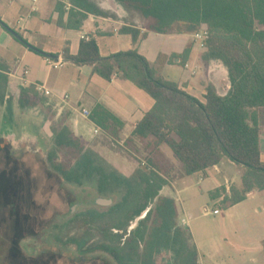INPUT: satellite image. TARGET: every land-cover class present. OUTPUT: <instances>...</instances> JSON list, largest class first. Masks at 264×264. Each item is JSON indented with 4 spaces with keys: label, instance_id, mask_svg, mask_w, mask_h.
I'll return each mask as SVG.
<instances>
[{
    "label": "trees",
    "instance_id": "obj_1",
    "mask_svg": "<svg viewBox=\"0 0 264 264\" xmlns=\"http://www.w3.org/2000/svg\"><path fill=\"white\" fill-rule=\"evenodd\" d=\"M69 1L82 20L88 14L108 17L91 0ZM115 1L142 19L141 28L120 29L134 45L148 33L193 36L207 32L208 38L201 47L202 58L224 65L229 92L220 96L212 84L206 83L200 101L178 83L159 76L138 52L120 54L116 58L123 56L136 62L124 72L150 96L153 106L127 138L122 137L123 122L97 106L89 120L97 127V137L102 142L91 143L75 135L69 113L56 118V111L35 86L21 87L18 96H12L9 76L0 67V105L9 112L8 116L13 104L21 110L40 108L54 138V146L49 150L28 152L21 157L14 156L7 138H0V202L11 205L15 218L13 241L20 244L28 236L29 227L37 230L36 217L31 215L37 208L33 197L37 185L26 162L34 157L43 164L48 177L59 180L60 191L72 207H86L99 198L114 203L107 212L87 207L86 212H76L67 219L59 217L63 228L58 241L76 244L83 259L101 264H154L155 254L162 249L173 252V264H199L190 235L177 225L174 201L160 194L171 185L170 162L162 148L171 153L175 166L179 164L178 178L197 175L224 159L235 164L243 195H238L234 187L229 195L225 187L220 188L217 194L225 195L221 205L226 210L253 190L264 191L262 130L258 121L259 112H264V0ZM192 45L198 44L191 40L181 56L182 66ZM72 60L77 64L101 61L93 41H83L79 54ZM116 62L122 69V64ZM114 153H124L137 163L130 160L125 168L115 166L107 159L108 154ZM117 194H121V199L116 203ZM135 196L137 203L132 200ZM131 202L134 208L125 213L123 222H104L106 214L119 217ZM147 210L145 218L129 231L131 222ZM75 229L78 233L70 238ZM9 253L13 264L27 263L20 250L10 249Z\"/></svg>",
    "mask_w": 264,
    "mask_h": 264
},
{
    "label": "crops",
    "instance_id": "obj_2",
    "mask_svg": "<svg viewBox=\"0 0 264 264\" xmlns=\"http://www.w3.org/2000/svg\"><path fill=\"white\" fill-rule=\"evenodd\" d=\"M91 2L107 13L108 17L81 12L87 15L82 20L77 11L72 8L66 10L64 4L56 0H38L36 11H32L33 0H0V22L8 28L0 25V67L9 76V92L12 96L16 98L21 87L35 86L56 111V118L69 113L75 135L90 142L97 136V127L89 117L81 115L82 110L91 113L97 106L109 110L123 122L122 137L127 138L153 106L150 96L124 72L131 70L136 62L123 56L116 58L121 56L120 54L138 52L159 76L167 80L170 75L172 82L181 85L200 101L203 100V84L206 83L212 84L220 96L227 95L230 83L226 68L219 61H204V51L199 45H192L188 49V68L181 65V56L192 36L148 33L145 39L134 45L131 37L122 34L120 29L122 26L141 28V17L128 12L115 0ZM12 32L19 35L22 41L17 40ZM83 36L88 38V41L82 39ZM83 41H93L96 44L101 61L77 64L72 60L79 54ZM33 49L58 57L65 65L54 69L47 63L46 57ZM116 61L122 64V69ZM180 70H184L187 75L180 77ZM40 88L47 90L49 95H45ZM39 113L41 134H48L52 148L53 135L48 131L40 108ZM258 121L264 126V112H259ZM33 149L35 151V148ZM162 149L168 162L174 163L168 149ZM222 162L194 176L199 178V182L205 181V178L214 179L221 173ZM122 167L125 168L123 165ZM125 172L127 173L126 170ZM225 182L224 187L228 191L229 181ZM245 227L251 237V245L254 246L253 254H264V229L252 224Z\"/></svg>",
    "mask_w": 264,
    "mask_h": 264
},
{
    "label": "rangeland",
    "instance_id": "obj_3",
    "mask_svg": "<svg viewBox=\"0 0 264 264\" xmlns=\"http://www.w3.org/2000/svg\"><path fill=\"white\" fill-rule=\"evenodd\" d=\"M179 72L180 77L187 75L184 70ZM170 79L169 75L167 81L172 82ZM35 109L25 111L13 104L12 114L9 117V112L0 105V138L5 137L11 142L13 154L16 157L33 152L35 147L41 149V153L43 150L45 152V147L48 150L50 148L51 140L48 134L45 132L41 134V113H39V108ZM259 125L262 129L261 154L264 163V126ZM90 142L102 141L95 136ZM36 148L35 151L38 152ZM121 154H108L107 158L118 166L129 165L128 161L137 163L126 154ZM26 162L28 170L36 179L37 185L36 192L33 194L37 208L31 214L36 217L37 230L32 233L34 237L31 238L32 240L26 239L20 244L19 242L15 244L13 241L15 218L12 215L11 205L3 201L0 202V264L14 263L10 257V249L13 251L15 249L20 250L22 254L28 257L34 256L38 264H101L96 261L91 262L89 258L85 261L78 260L82 257L79 256L80 252L76 244L65 245L58 241L62 238L61 228H63V223L59 217L65 216L64 218L67 219L75 211L69 213L72 206L67 201L65 194L60 191L59 180L48 177L43 164H40L34 157L29 158ZM174 163L176 162L174 161ZM174 163L171 162L168 167L171 185L165 187L160 194L174 201L177 225L190 235L191 242L198 254L199 264H264V254H253L255 253L254 246L251 245V237L245 227L247 224H252L264 229V191L253 190L246 194L243 201L235 205L234 208L226 210L221 205L225 195L220 197L217 194L220 188H224L225 181H229V192L234 187L238 191V195H243L239 168L235 164L224 159L220 165L221 173L216 178H205V181L199 182V178L196 176L179 179V164L175 166ZM228 191L226 195H229ZM120 199L121 194H117L114 201L117 203ZM98 200L106 199L99 198ZM132 200L137 203V196L132 197ZM133 202L126 204V209L121 210L119 217L115 218L112 214H106L104 222L114 219L123 222L125 213L134 208ZM90 204L94 203H89L86 207L79 204L76 211L86 212L88 207L94 208L98 212H107L114 205V203L109 206L98 204L90 206ZM148 210L131 222L129 231L138 226L140 220L145 218ZM215 210L219 211V215L213 213ZM182 220L185 221L184 225ZM77 233L76 229L72 230L69 234L70 238ZM64 241L68 242L66 238ZM173 261V252L162 249L155 254L153 259L154 264H173Z\"/></svg>",
    "mask_w": 264,
    "mask_h": 264
},
{
    "label": "built area",
    "instance_id": "obj_4",
    "mask_svg": "<svg viewBox=\"0 0 264 264\" xmlns=\"http://www.w3.org/2000/svg\"><path fill=\"white\" fill-rule=\"evenodd\" d=\"M37 1L38 0H33L34 5L32 7V11H36L37 10V7H36ZM56 1L63 3L66 10H70L72 8V5L70 4V1L69 0H56ZM207 38H208V34L205 31L199 32V33H197V34H195V35L192 36L193 41L196 44H198L200 47H202V43ZM82 39L88 41V38H86L84 36L82 37ZM46 61L54 69L61 68V67H63L65 65V62L62 61V60L54 61V60H52L50 58H46ZM185 68L186 69L188 68V65L187 64L185 65ZM40 91H43L45 95H49V92L47 90H42L40 88ZM81 115L83 117H85V118H88L89 115H90V113L87 110H82ZM97 133H98V131L95 130V134H97ZM213 213L214 214H219V211L218 210H215ZM184 223H185V221H183V224Z\"/></svg>",
    "mask_w": 264,
    "mask_h": 264
},
{
    "label": "water",
    "instance_id": "obj_5",
    "mask_svg": "<svg viewBox=\"0 0 264 264\" xmlns=\"http://www.w3.org/2000/svg\"><path fill=\"white\" fill-rule=\"evenodd\" d=\"M0 25L3 26L4 28L8 29V28H7L3 23H1V22H0ZM12 34H13V36H14L17 40L22 41V39H21V37H20L19 35H17V34L14 33V32H12ZM33 50L36 51V52H38L39 54L43 55V56L46 57V58H50V59H52V60H54V61H58V57L50 56V55H46V54H44V53H42V52H39V51H37V50H35V49H33ZM96 204H98V205H103V206H104V205L109 206V205L112 204V201H111V200H97L94 204H90V206H91V205H96Z\"/></svg>",
    "mask_w": 264,
    "mask_h": 264
},
{
    "label": "flooded vegetation",
    "instance_id": "obj_6",
    "mask_svg": "<svg viewBox=\"0 0 264 264\" xmlns=\"http://www.w3.org/2000/svg\"><path fill=\"white\" fill-rule=\"evenodd\" d=\"M77 206H74V207H71V209H70V212L69 213H71L72 211H75V213L74 214H76V210H77ZM75 209V210H74ZM73 214V215H74ZM73 215H71V216H73ZM34 228H30L29 227V229H28V231H26L27 232V234H28V236L24 239V240H26V239H31V238H34L33 237V235H32V233H35L34 231ZM32 240V239H31ZM36 258H34V256H31V257H28V256H26L25 255V260H26V264H38L37 262H36V260H35ZM81 261H85V259H83V258H81Z\"/></svg>",
    "mask_w": 264,
    "mask_h": 264
}]
</instances>
